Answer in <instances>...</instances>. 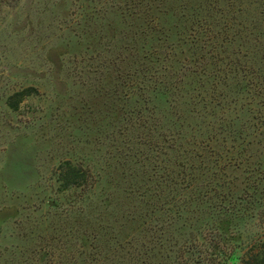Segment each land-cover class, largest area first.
<instances>
[{"label": "rangeland", "instance_id": "374dc122", "mask_svg": "<svg viewBox=\"0 0 264 264\" xmlns=\"http://www.w3.org/2000/svg\"><path fill=\"white\" fill-rule=\"evenodd\" d=\"M262 239L264 0H0V264H240Z\"/></svg>", "mask_w": 264, "mask_h": 264}, {"label": "trees", "instance_id": "16d2710c", "mask_svg": "<svg viewBox=\"0 0 264 264\" xmlns=\"http://www.w3.org/2000/svg\"><path fill=\"white\" fill-rule=\"evenodd\" d=\"M37 93L38 91L33 87L24 89L9 96L7 104L11 109L17 110L19 104L24 99L36 95ZM61 169V182L65 190L80 186L86 180L85 172L80 168L72 166L70 162L65 163ZM240 264H264V239L253 245V247L245 254V257Z\"/></svg>", "mask_w": 264, "mask_h": 264}]
</instances>
